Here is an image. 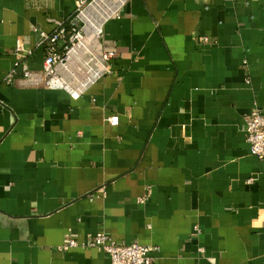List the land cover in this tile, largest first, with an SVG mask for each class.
<instances>
[{
  "label": "crops",
  "instance_id": "1",
  "mask_svg": "<svg viewBox=\"0 0 264 264\" xmlns=\"http://www.w3.org/2000/svg\"><path fill=\"white\" fill-rule=\"evenodd\" d=\"M75 11L0 0V264H110L65 248L99 231L153 247L152 264H264V165L246 137L264 113V0H124L99 38L114 56L78 97L8 83L25 52L42 70L34 28Z\"/></svg>",
  "mask_w": 264,
  "mask_h": 264
},
{
  "label": "built area",
  "instance_id": "2",
  "mask_svg": "<svg viewBox=\"0 0 264 264\" xmlns=\"http://www.w3.org/2000/svg\"><path fill=\"white\" fill-rule=\"evenodd\" d=\"M86 1L76 0V11H80L81 6ZM34 30L39 32V44L44 46L46 51L42 70L36 72L29 67L28 57L30 53L25 52L14 62L6 81L8 83L27 82L50 89H65L73 97H78L83 89L79 92L69 89L66 82L63 81V73L60 70L61 66L68 63L70 54L76 47L75 41L80 37V29L76 17L73 15L66 22L56 21V27L50 33L41 31L36 27ZM101 32L102 28L98 35V40ZM15 51L16 54H18V51H21L20 42L17 44ZM112 56H114L113 52H105L100 48L99 57L104 63V67ZM108 122L111 125H117L119 123L118 115L110 116ZM246 137L250 144V153L257 157L264 165V113L258 107H255L250 113L247 121ZM79 245L84 247H100L109 255L110 264H152L150 252L154 249L153 247L139 242L118 243L104 231L95 233L89 240L82 243L71 239L65 245V248L68 249Z\"/></svg>",
  "mask_w": 264,
  "mask_h": 264
},
{
  "label": "bare ground",
  "instance_id": "3",
  "mask_svg": "<svg viewBox=\"0 0 264 264\" xmlns=\"http://www.w3.org/2000/svg\"><path fill=\"white\" fill-rule=\"evenodd\" d=\"M124 0H94L82 13L81 17L86 23L87 38L76 45L71 52L69 61L60 67L63 73V81L69 89L79 92L90 84L104 68V63L99 57L101 45L98 35L104 21L112 16ZM80 56H86L84 63L87 67L83 71V78H77L76 73L80 71L76 67Z\"/></svg>",
  "mask_w": 264,
  "mask_h": 264
},
{
  "label": "rangeland",
  "instance_id": "4",
  "mask_svg": "<svg viewBox=\"0 0 264 264\" xmlns=\"http://www.w3.org/2000/svg\"><path fill=\"white\" fill-rule=\"evenodd\" d=\"M94 0H87L85 2V4H83L80 8V11H76L74 13V16L76 17V20L78 22V27L80 29V37L78 39H76L75 44L78 45L80 44V42H82L83 40H85L84 38H87L88 35L86 33V23L85 21L82 19L81 17V13L93 2ZM86 56H80V58L77 60L76 63V67L78 68V70L80 69V71L78 73H76L77 78H83V71L84 69H86L87 67L85 66L84 60H85Z\"/></svg>",
  "mask_w": 264,
  "mask_h": 264
}]
</instances>
